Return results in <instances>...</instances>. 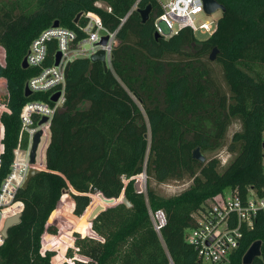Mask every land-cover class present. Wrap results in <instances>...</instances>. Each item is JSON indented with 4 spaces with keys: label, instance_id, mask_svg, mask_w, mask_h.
I'll return each instance as SVG.
<instances>
[{
    "label": "trees",
    "instance_id": "trees-1",
    "mask_svg": "<svg viewBox=\"0 0 264 264\" xmlns=\"http://www.w3.org/2000/svg\"><path fill=\"white\" fill-rule=\"evenodd\" d=\"M216 1L225 10L203 38L187 26L155 37L157 0L0 1V182L17 143L21 105L48 101L45 94L24 95L27 79L39 70L21 65L33 38L57 20L81 39L87 12L116 30L107 69L85 57L68 65L64 102L49 125L45 169L14 195L23 207L0 246V264H52L51 258L56 264H242L255 240L261 241V253L251 264H264L261 216L242 227L237 248L222 262H201L185 238L194 224L192 213L215 196L228 189L241 195L250 187L258 194L264 190V0ZM146 5L150 11L142 22L138 10ZM213 47L223 84L210 68ZM55 48V40L48 42L44 65L51 63ZM233 120L240 123L228 144L234 156L221 171L216 157L204 162L192 157L196 147H219ZM142 172L145 190L136 191L135 176ZM150 178L191 182L163 196L149 185ZM97 192L131 203L117 200L95 215L90 227L100 240L86 236L89 213L105 205ZM60 200L64 208L56 209ZM157 209L166 219L159 232L149 214ZM60 220L85 236L75 232L72 239ZM49 221L58 226L57 234ZM72 244L83 259L70 263L62 252ZM72 256L68 248L66 257Z\"/></svg>",
    "mask_w": 264,
    "mask_h": 264
},
{
    "label": "built area",
    "instance_id": "built-area-1",
    "mask_svg": "<svg viewBox=\"0 0 264 264\" xmlns=\"http://www.w3.org/2000/svg\"><path fill=\"white\" fill-rule=\"evenodd\" d=\"M157 2L161 12L154 16L152 25L154 33L159 36L167 37L184 26L189 27L195 34L199 32L210 35L216 26L218 17L210 18L206 22L198 21L199 13L209 15L203 10L202 0H157ZM84 16L86 20L80 28L85 34L83 38L76 40V34L71 29L50 26L33 38L24 56L27 66L39 67L38 72L30 76L25 85L28 86L31 94H45L48 101L42 99L26 101L18 112L17 143L12 149L9 171L0 182V246L5 239L2 230L6 219L17 213L21 214L23 207L20 200H14V195L21 188L28 168L30 166L40 168L35 165L36 154L44 140H47L46 149L51 118L64 102L66 66L76 58L89 59L98 49L104 50L105 61L108 67L110 65L116 30L106 29L100 18L92 12H87ZM103 35H107V41L101 45L99 41ZM51 40H55L56 48L51 63L44 65L48 42ZM57 51L60 55L57 64H54ZM55 93H58L57 99L50 100ZM42 118L45 120L41 121ZM37 131L41 133L35 149L34 163H30V149ZM2 138L3 125L0 122V165L1 154L4 151ZM45 149L44 168H40L41 170L45 169ZM142 173L140 177L145 175ZM16 203L20 205L15 206ZM149 214L153 228L159 232L166 220L164 211L149 210ZM192 216L194 224L187 231L185 238L196 250V257L204 263L225 261L237 248L243 234L242 227H251L257 216L264 218V190L258 194L250 187L244 195H241L236 190L228 189L195 210Z\"/></svg>",
    "mask_w": 264,
    "mask_h": 264
},
{
    "label": "water",
    "instance_id": "water-1",
    "mask_svg": "<svg viewBox=\"0 0 264 264\" xmlns=\"http://www.w3.org/2000/svg\"><path fill=\"white\" fill-rule=\"evenodd\" d=\"M202 5H203V10L205 11L206 14H211L213 12H215L216 10H219L220 12H223L225 10V7L223 4L219 3L218 1L216 0H202ZM149 11H150V6L149 5H146L144 8H139L138 12L140 14V17H141V21L142 22H145L148 18V15H149ZM80 14H77L75 20L79 17ZM52 27H57L58 26V22L57 20H55L52 25ZM154 36L155 37H159V35L157 33H154ZM107 41V35H103L101 36L100 38V41H99V44L101 45H104ZM217 53V49L215 47H213V49L211 50V52L209 53L208 55V58L209 60H214L215 59V55ZM59 52L57 51L55 53V59H54V64H57L58 62V59H59ZM89 60L90 61H100L102 66L104 67V69H107L108 68V65L105 61V53H104V50L102 49H98L96 52H94L93 54L90 55L89 57ZM21 65L23 67H27V62H26V59L25 57L22 59V62H21ZM68 69V65L66 66V71ZM31 94V91L29 90L28 86L25 85L24 86V95L25 96H29ZM58 97V93H55L53 94L51 97H50V100L52 101H55ZM45 118H42L41 121H44ZM40 131H37L33 137V141H32V146H31V149H30V154H29V161L30 163H34V160H35V149H36V145L38 143V140H39V135H40ZM264 146V144H263ZM192 157L200 162H204L205 161V156L201 153V151L199 150V147H196L194 148V150L192 151ZM41 169L40 168H37V167H34V166H30L28 168V171H27V174H26V177L24 179V181L22 182L21 184V188H25L27 183H28V180L29 178L34 175L35 173L39 172ZM144 175V173H142ZM135 190L136 191H141L140 189V181L139 180H136L135 181ZM98 196L101 198V200L105 203V205L109 206V205H112L114 204L117 199L115 198H106L104 197L100 192H97ZM120 200L127 206V207H130L131 206V203L124 197V196H121L120 197ZM58 206H60V203L57 204ZM105 205L104 204H97L92 210L91 212L89 213L88 215V221H91L95 215L103 210L105 208ZM20 220V213H17L11 217H8L4 223V228L2 230V234L4 237L7 236V230L9 227H11L12 225L14 224H17ZM90 227V226H89ZM90 231H91V234H89L90 237H94V238H100L90 227ZM261 241L260 240H255L253 241L249 247L246 249V251L244 252L243 256H242V259H241V262L242 264H251L253 262V260L258 257L261 253ZM43 249H41L42 251Z\"/></svg>",
    "mask_w": 264,
    "mask_h": 264
},
{
    "label": "rangeland",
    "instance_id": "rangeland-1",
    "mask_svg": "<svg viewBox=\"0 0 264 264\" xmlns=\"http://www.w3.org/2000/svg\"><path fill=\"white\" fill-rule=\"evenodd\" d=\"M0 1H6V0H0ZM96 4L97 5L99 4L100 6L105 7V5L103 3H101V2H97ZM220 13L221 12L219 10H216L215 12H213V13L207 15V16L205 14L199 13V15L197 16V19H198L199 22H206L210 18H217V17H219ZM163 28H164V26H163ZM164 30H165V28H164ZM195 35L198 38H203V37L206 36L205 34H201L199 32H197ZM210 68L212 70V74H213L214 78L219 83L223 84L220 65L215 60H210ZM0 110H3V107L2 106L0 107ZM239 129H240V123L237 120H233L231 122V124L227 127V131H226V134H225V138H224V140L222 141V144L219 147H217V148H215L213 150H204V151H201V153L205 156L206 159H209L211 157H216V158H218L220 160V166H219V170L220 171L228 164V162L234 156V153H231L228 150V144H229V141H230V138H231L232 133L234 131H236V130H239ZM263 137H264V132H263ZM46 142H47V140H44L43 141V143H42L39 151L36 154L35 165L38 166V167H40V168H44V149H45ZM138 175H140V174H138ZM138 175H136L135 178H136V180H139L140 181V189L141 190H145V186H146V176L144 175V176L140 177ZM190 182L191 181L188 180V179H183V180H179V181L173 180V181H167V182H161L160 183V182H156L152 178L149 179V185L158 194L163 195V196L175 195V194L179 193L182 189H184L185 187H187L190 184ZM63 194L70 195L69 191L68 192H64ZM62 195H61V197H62ZM120 197L117 200H120ZM91 198H92V194H91ZM58 203H60V206L57 205V208L56 209H63L64 208V204H62L61 200ZM18 205H20V204L19 203H16L15 206H18ZM60 222H61L62 226L65 229H68V230L70 229L72 239H74L73 233H75L77 231H72V228L73 227H72V224L70 223V221H68V220H60ZM48 223L55 226V228H56V233L55 234H57L58 231H59L58 226L56 224H54V223H51L50 221ZM88 223H89V226H90V221H88ZM77 233L80 236H85V235H82L80 232H77ZM55 234H48V235H55ZM86 236H89V235L87 234ZM95 239L100 240V238H95ZM44 248L45 247H42V249H44ZM68 248H71V250H72V255L73 256L71 258L66 257V250ZM47 249H49V248H47ZM53 251L55 253L57 252L56 250H53ZM62 257L69 259V262L70 263L72 262L70 260L73 259V258H75V259H78V258L79 259H83L82 256H80L79 254L76 253V249H75V246L73 244L71 246H69V247H66V249L62 252ZM64 261L65 262H68L66 260H64ZM64 261H61V262H64ZM51 263L52 264H56L52 260V258H51Z\"/></svg>",
    "mask_w": 264,
    "mask_h": 264
},
{
    "label": "crops",
    "instance_id": "crops-1",
    "mask_svg": "<svg viewBox=\"0 0 264 264\" xmlns=\"http://www.w3.org/2000/svg\"><path fill=\"white\" fill-rule=\"evenodd\" d=\"M99 5V4H98Z\"/></svg>",
    "mask_w": 264,
    "mask_h": 264
}]
</instances>
